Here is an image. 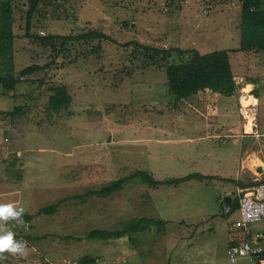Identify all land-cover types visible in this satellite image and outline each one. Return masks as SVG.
Returning <instances> with one entry per match:
<instances>
[{
	"label": "rangeland",
	"instance_id": "1",
	"mask_svg": "<svg viewBox=\"0 0 264 264\" xmlns=\"http://www.w3.org/2000/svg\"><path fill=\"white\" fill-rule=\"evenodd\" d=\"M13 1L20 82L10 90L0 85V112L21 109L9 122L8 144L0 147V203L23 208L34 218L23 219L26 227L7 222L26 248L24 254L5 253L0 264H81L85 256L96 258L91 264H232L222 228L231 216L219 199L235 191L231 183L194 179L151 187L135 177L107 197L88 192L138 170L153 173L156 180L201 171L209 149H226V160L231 153L237 156L226 168L239 176L246 154L237 147L243 140L229 129L241 121L243 106L246 125L249 120L253 124L256 114L249 106L258 102L248 99L253 88L262 94L258 115L264 131V51L235 50L240 46L241 0H42L31 33L100 30L111 38L97 52L93 42L77 43L58 57L26 36L28 0ZM131 40L201 53L232 49L236 102L222 105L225 98L211 91L176 101L164 68L132 59ZM33 64L44 68L20 75ZM60 82L67 85L72 104L50 110V87ZM247 83L256 85L245 90ZM215 105L219 108L212 115ZM202 126L225 137L207 143L209 130ZM259 140L253 148L262 149L264 156V137ZM52 204H58L57 210L40 212ZM141 217L164 221V230L152 225L133 234L134 242L129 232L89 237L92 230H120ZM249 226L264 232V220Z\"/></svg>",
	"mask_w": 264,
	"mask_h": 264
},
{
	"label": "trees",
	"instance_id": "2",
	"mask_svg": "<svg viewBox=\"0 0 264 264\" xmlns=\"http://www.w3.org/2000/svg\"><path fill=\"white\" fill-rule=\"evenodd\" d=\"M41 3L42 0H28V9L25 15L26 36L35 40L41 47L50 48L55 57H58V54L61 55L63 52L69 51L71 45H76L77 43L82 47L90 45V42H93L92 47H94L93 49L96 48L97 52L103 48V40L111 39L110 36L100 30H89L69 35L31 33L33 20L39 12ZM13 8V0H0V85L9 90L13 89L20 82V77H17L15 74L14 45L16 34L14 31L15 18ZM240 27V46L235 50L251 51L255 49L264 51V0H241ZM127 44L134 46V57L132 59L138 58L142 66L148 63L149 65L157 64L165 69L169 91L175 96L176 101L185 100L198 94L200 91H211L223 96H232L238 90V84L230 62L229 52H232V49L201 53L196 48L183 49L177 46L159 48L143 44L138 40H131ZM85 52L86 50L82 53L84 54ZM45 65L47 66L48 64ZM43 68L44 66L42 65L33 64L23 68L20 71V75L24 77ZM72 101V95L66 84L60 82L50 87L48 109L54 111L68 109ZM20 109L21 106H17L14 110L3 112V115L16 117V111ZM135 177H139L143 183L151 187H157L163 184H178L194 178L203 180L209 176L192 173L183 177L156 180L153 173L146 170H138L128 176L114 180L98 191H90L88 194H98L104 197L110 196L122 190L124 184ZM75 197H79V195H75ZM224 198L226 204L231 203L234 209L238 207L237 201L234 198ZM57 207L58 204H52L41 209L40 212H53L57 210ZM33 218L34 214H23V219L26 222ZM152 225H157L158 230H164L165 223L159 219L141 217L132 219L120 230H92L89 233V237L98 238L103 236L115 238L122 237L125 233L129 232L132 235L129 238L134 242L133 234L142 232ZM95 259L91 256H85L81 264H91Z\"/></svg>",
	"mask_w": 264,
	"mask_h": 264
},
{
	"label": "crops",
	"instance_id": "3",
	"mask_svg": "<svg viewBox=\"0 0 264 264\" xmlns=\"http://www.w3.org/2000/svg\"><path fill=\"white\" fill-rule=\"evenodd\" d=\"M255 85H256V83H254V84L253 83H247L246 88L244 87V89L247 90L248 89L247 86L249 87V86H255ZM248 90H251V89L249 88ZM252 91H253L252 95H249V97H248L249 101L251 102L253 100L254 101L253 103H255V101L258 100L257 104L254 106V109L256 110V115H255L256 122L254 121L253 125H252V126L255 125V129L253 128L252 130L247 131V129L245 128L246 127V120L244 119V106L241 107V121H239V123L234 122L229 129V131L231 133L240 137L243 140L242 145L237 146V144H236V146L240 150V152H241L240 154L242 156H245L244 153L246 154L245 159H243L241 162L242 166L240 169L239 176L237 174L235 176L234 175L232 176L231 173L229 174L228 168H226V166L228 164L226 162L237 160V156L233 155L232 153H231V155H229L230 159L226 160L224 157V153H225L226 149H224V151H222L220 149H215L214 151H211L209 149L208 153L205 155L207 161H206L203 169H201V171L194 172V173H200L204 176H209L206 179L209 180L210 182L218 181V182H223V183H231L234 186L235 191L228 192V193H222L220 195L219 199L221 197H226V198L231 197L237 201V204H238V194H239V190L241 188L248 187V186L254 184V182H256L258 180L264 181V156L261 153V151H263V150L259 149L257 147H255L256 149L253 148V145L257 144V141H260L259 140L260 137H262V140L264 137V131L260 132V130H259L260 123H259V115H258L259 107H260L261 102H262L261 101L262 100V94H260V92L257 91V88L256 89L253 88ZM220 96H223V95H220ZM233 96L234 95L223 96L225 98V101L223 102L222 105H229V103H233L232 101L236 102V100L234 98H232ZM251 104H252V102H251ZM218 108H219V105H215V109L212 110L213 112H210V113H212V115H216L214 112L216 110H218ZM245 114H246V110H245ZM192 123L198 124L197 122H194V121H192ZM202 128L205 130L206 129L209 130V131H206L207 143L210 140H216L217 138H223V137H225V134H226L224 132L215 133L210 128L205 127V126H202ZM254 131H256L257 133H255ZM239 141H240L239 138L235 139L236 143H238ZM244 145H246L247 147L243 148ZM227 146L230 148V151H231V147L229 145H227ZM235 151H238V150H235ZM250 159H251V162H250ZM245 160H247V161H245ZM216 161L223 162L226 164H223V165H221L223 167H220L217 164H213ZM244 163H245V165H244ZM212 164L217 165V168L212 166ZM257 166H261V168H262L261 172L257 171ZM257 172L259 174H257ZM190 174H192V173H190ZM187 175H189V174H187ZM184 176H186V175H184ZM180 177H183V176H180ZM194 179H196V178H194ZM194 179H190V180H194ZM206 179H203V180H206ZM190 180H187V181H190ZM198 180H201V179H198ZM251 182H253V183L251 184ZM243 183H244V185H242ZM232 188L233 187H231L230 189H232ZM237 208H235V210H232L231 212H226L224 210V213L231 216L230 217L231 219H229V224H227L225 228L222 227L223 231H226V236H227V244L225 245V247H226L225 254L226 255H227V250H228L229 246H231L233 243L240 242V241L245 240V239L246 240L251 239V235H252V234H246V232H244L243 228H237L233 225V223L240 218V214H239ZM154 219H158V218H154ZM212 230L214 231V228H212ZM251 231L261 232V231H254L253 229ZM215 232H216V230H215ZM261 233H263V235H264V232H261ZM263 243H264V239L259 243V245L264 249ZM246 257H255V259L253 261H251V264H264V251H263V255L261 256L263 258V263L260 262L259 257H257V256H246ZM241 258L245 259V257H240L237 259V261L235 263H237L239 261V259H241ZM229 261H230V259H229ZM231 263L235 264L233 262H231Z\"/></svg>",
	"mask_w": 264,
	"mask_h": 264
},
{
	"label": "built area",
	"instance_id": "4",
	"mask_svg": "<svg viewBox=\"0 0 264 264\" xmlns=\"http://www.w3.org/2000/svg\"><path fill=\"white\" fill-rule=\"evenodd\" d=\"M10 117L4 116L0 112V147L8 144L9 137L6 135L7 129H10ZM255 129V125L252 129ZM257 133L256 131H254ZM253 132V133H254ZM220 201L224 203V210L231 212L235 210L233 205L226 204L225 198L221 197ZM240 218L233 225L237 228H243L246 234H252L251 239H245L240 242L233 243L227 250V255L231 262L235 263L238 258L246 256H257L263 263L264 249L259 243L264 239L261 232H253L250 228V223L264 220V182L256 181L253 185L241 188L238 194V208Z\"/></svg>",
	"mask_w": 264,
	"mask_h": 264
},
{
	"label": "clouds",
	"instance_id": "5",
	"mask_svg": "<svg viewBox=\"0 0 264 264\" xmlns=\"http://www.w3.org/2000/svg\"><path fill=\"white\" fill-rule=\"evenodd\" d=\"M244 115H246L245 112ZM23 214V208H17L11 203H0V262L7 259L4 255L5 253H25L26 243L18 241L15 238V233L7 227V222L9 221H15L18 226L26 227L23 221Z\"/></svg>",
	"mask_w": 264,
	"mask_h": 264
},
{
	"label": "bare ground",
	"instance_id": "6",
	"mask_svg": "<svg viewBox=\"0 0 264 264\" xmlns=\"http://www.w3.org/2000/svg\"><path fill=\"white\" fill-rule=\"evenodd\" d=\"M257 100V99H256ZM258 101V100H257ZM254 106H252V107H249V110H250V112L252 113V114H256V110L254 109ZM244 112H245V107H244ZM252 120L250 121L249 120V122L247 123V125H246V127L245 128H247V131L248 130H251V128H252ZM245 161H247V160H245ZM246 163V162H245ZM245 163H244V165H245Z\"/></svg>",
	"mask_w": 264,
	"mask_h": 264
},
{
	"label": "water",
	"instance_id": "7",
	"mask_svg": "<svg viewBox=\"0 0 264 264\" xmlns=\"http://www.w3.org/2000/svg\"><path fill=\"white\" fill-rule=\"evenodd\" d=\"M257 171H258V172H261V171H262L261 166H257Z\"/></svg>",
	"mask_w": 264,
	"mask_h": 264
}]
</instances>
